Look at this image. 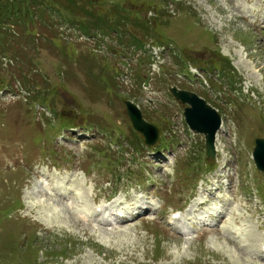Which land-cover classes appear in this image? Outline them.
Returning <instances> with one entry per match:
<instances>
[{
    "label": "rangeland",
    "instance_id": "rangeland-1",
    "mask_svg": "<svg viewBox=\"0 0 264 264\" xmlns=\"http://www.w3.org/2000/svg\"><path fill=\"white\" fill-rule=\"evenodd\" d=\"M1 1L0 264H264L252 249L264 246V173L252 157L264 138V0H13L19 13L5 19L12 2ZM190 67L202 70L200 85ZM173 87L222 116L214 159ZM126 101L160 129L153 147L134 132ZM41 177L85 185L80 195L92 203L117 195L153 207L106 235L64 222ZM208 182L228 202L226 220L205 231L188 222L191 230L173 234L169 215Z\"/></svg>",
    "mask_w": 264,
    "mask_h": 264
},
{
    "label": "bare ground",
    "instance_id": "bare-ground-1",
    "mask_svg": "<svg viewBox=\"0 0 264 264\" xmlns=\"http://www.w3.org/2000/svg\"><path fill=\"white\" fill-rule=\"evenodd\" d=\"M238 6H236V8L239 10V13L241 12V15H239L241 20L246 22L249 26H253V28H261L260 26L263 24L262 21L260 22L259 20L255 19L252 15L251 16L246 15V13L243 11L242 7L241 6L238 7ZM249 12H251V11H249ZM230 47H232V45ZM227 53H229V52H227ZM246 56H247V54H246ZM223 126L225 127V125H223ZM219 135L217 136V142L220 141ZM50 176H52V175H50ZM54 180L55 179H51V177H45L44 180L39 181L37 185H38V187H41V189L43 188L48 196L55 198L56 201L59 202L58 204L60 205V208L62 207L60 210V214L65 217L66 221H64V222H66L68 224L69 223L73 224V222H74L76 225H78V223H79L81 226H83L85 228H91L92 231H94L96 229L97 230L102 229L104 234H106L105 233L106 231L107 232L110 231L108 233L112 232V235H113V234L117 233L116 229L119 228L120 225L129 222V220H127V219H122L123 221L118 222L115 218L117 214H127L128 213L130 215H134L133 213L135 212V210H136V213L140 214V213H143L145 211H149L152 209V207L150 205H145V203L143 202V198H137V199L135 198V199L130 200L129 202H126V200L122 197L115 199L109 205H106V206L101 205V206L97 207L94 203H92L93 201L90 200L89 197H87L86 195H84V196L80 195V192L82 191V189L86 188L85 185L84 186L81 185V188H80L79 185L75 184V185H72L71 188L67 187V189H66V188L60 186L59 184L54 183L53 182ZM211 185H213L211 182L207 183V187L204 189V192H203L204 194H202L201 199L198 200V202H196L194 205V207H197L201 211V214L204 217L208 216V215H214V212L217 210V207H224L228 203L227 200H223V199L217 197V192L220 189L218 188L214 192V189L209 188V186H211ZM68 191H71V195L66 197L65 193H67ZM43 194H45V193H43ZM205 195H208V197H206ZM209 197L213 198L212 201L210 199H208ZM46 198H48V197H46ZM49 199H51V198H49ZM69 202H71L73 204V206H76V205L79 206L78 209L80 211L79 210L75 211V208H71L69 206ZM128 203L132 204L133 206H136L137 208H131ZM143 204H144V206H143ZM141 205H142V208H139ZM188 215L191 218H194L193 214H191L190 212L188 213ZM229 215L235 224L241 223L239 221V219L235 217V213L233 211H230ZM239 217L242 218V216H239ZM218 219L219 220L216 222V224H218L221 221H225L226 215L221 214ZM131 221H133V220H131ZM102 225L108 226V228H103ZM123 227H124V229H122L120 226V229H121L120 233L128 230V228H126V226H123ZM213 231L219 232L220 235L222 232V230L219 231L217 229H214ZM173 234H175V233H173ZM251 238H252V236H250V234H249L248 240H251ZM101 242H102V240H101ZM104 242H105V240H104ZM104 245H106V244H104ZM108 245H109V243H107V246ZM234 246H237V245H234ZM252 249H253L255 254H260V255L264 256V254H263L264 252L259 246L254 245V246H252Z\"/></svg>",
    "mask_w": 264,
    "mask_h": 264
},
{
    "label": "water",
    "instance_id": "water-1",
    "mask_svg": "<svg viewBox=\"0 0 264 264\" xmlns=\"http://www.w3.org/2000/svg\"><path fill=\"white\" fill-rule=\"evenodd\" d=\"M177 100L189 108L185 110V117L190 128L198 134L205 135L207 155L213 159L216 156V136L222 124L220 114L204 99L198 95L186 91L172 90ZM127 114L134 129L141 133L148 146H153L159 139V130L147 123L140 109L134 104L127 102ZM257 168L264 172V139L256 141V148L253 153Z\"/></svg>",
    "mask_w": 264,
    "mask_h": 264
},
{
    "label": "trees",
    "instance_id": "trees-1",
    "mask_svg": "<svg viewBox=\"0 0 264 264\" xmlns=\"http://www.w3.org/2000/svg\"><path fill=\"white\" fill-rule=\"evenodd\" d=\"M76 2L75 1H71V4H75ZM157 7V6H156ZM15 11L16 12H18L19 13V9H17V7H15L13 10H12V13L11 14H13V13H15ZM18 20H20V19H18ZM144 30H146V29H144ZM151 35H155L156 36V33L155 32H152L151 33ZM5 39V38H4ZM1 51L2 50H0V53H1ZM9 52H4L2 55H6V54H8ZM1 55V54H0ZM32 102H38V101H36L35 99L34 100H32ZM64 119V118H63ZM64 120H66V119H64ZM67 122H68V120H67Z\"/></svg>",
    "mask_w": 264,
    "mask_h": 264
}]
</instances>
